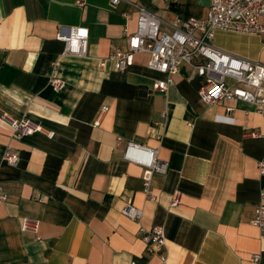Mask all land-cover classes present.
Returning a JSON list of instances; mask_svg holds the SVG:
<instances>
[{
	"label": "crops",
	"instance_id": "crops-1",
	"mask_svg": "<svg viewBox=\"0 0 264 264\" xmlns=\"http://www.w3.org/2000/svg\"><path fill=\"white\" fill-rule=\"evenodd\" d=\"M210 3L0 0V186L8 195L0 264H161L162 254L169 264H264V228L252 223L264 204V111L241 99L205 103L204 78L191 77L189 65L167 92L154 91L164 75L148 67L147 53L126 71L101 65L126 46L141 7L172 32L178 19L204 17ZM78 27L89 30L88 54L64 55L57 36ZM213 42L264 63V33L217 30ZM53 77L65 87L56 90ZM2 111L44 130L16 139ZM130 143L159 150L165 169L153 176L155 200L144 192L145 167L125 156ZM8 147L20 155L15 165L4 160ZM176 191L181 203L172 207ZM126 203L142 208L141 219L122 213ZM25 217L40 221L42 241L21 229ZM155 225L166 228L167 247L152 253L142 230Z\"/></svg>",
	"mask_w": 264,
	"mask_h": 264
},
{
	"label": "built area",
	"instance_id": "built-area-1",
	"mask_svg": "<svg viewBox=\"0 0 264 264\" xmlns=\"http://www.w3.org/2000/svg\"><path fill=\"white\" fill-rule=\"evenodd\" d=\"M84 4V0H77ZM123 0H111L116 6ZM130 1V0H126ZM162 19L151 11L140 8L135 32L128 34L127 44L112 51L101 61L104 67L107 61L114 65L117 71H126L133 64L135 55L147 53L150 55L148 67L164 75L153 83V90L165 93L174 83V76L178 75L184 65L191 67V77H203L204 82L199 89L200 98L208 104L224 100L227 103L233 99H241L257 106L258 111H264V63L225 51L217 47L213 40L217 30L238 31L252 34L264 33V0H211L210 7L204 17H191L178 19L172 32H167L161 27ZM57 38L65 44L63 54L73 56H86L88 54L89 30L87 27L73 28L67 32L61 29ZM56 63L53 70H56ZM56 90L65 87L66 82L53 77L51 81ZM232 107L227 106L228 112ZM103 107L101 115L107 111ZM1 117L9 122L12 127V136L21 139L43 131V126L31 118H16L2 111ZM252 136L260 133L252 132ZM50 138L55 136L53 131L48 132ZM125 156L130 161H135L145 167L142 178L144 192L150 199L155 200L152 180L157 172H162L165 165L159 159L158 148L130 143L126 147ZM19 153L8 147L4 160L11 165L19 161ZM259 171L264 176V159L259 161ZM264 196V193H263ZM8 195L0 186V201H5ZM181 203V193L173 194L171 206L176 207ZM122 213L131 219H141L143 210L132 203H126ZM252 223L261 229L264 228V204H259L255 209ZM21 229L35 233L38 241L40 235V221L23 218ZM143 240L152 253L162 251L167 247V231L162 225H155L150 229L142 230ZM258 262L260 255L254 257ZM161 264H169L168 256L161 255ZM131 264H139L132 261Z\"/></svg>",
	"mask_w": 264,
	"mask_h": 264
}]
</instances>
